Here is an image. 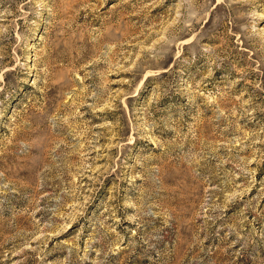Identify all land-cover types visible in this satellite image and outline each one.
<instances>
[{"label":"rangeland","instance_id":"374dc122","mask_svg":"<svg viewBox=\"0 0 264 264\" xmlns=\"http://www.w3.org/2000/svg\"><path fill=\"white\" fill-rule=\"evenodd\" d=\"M0 264H264V0H0Z\"/></svg>","mask_w":264,"mask_h":264}]
</instances>
